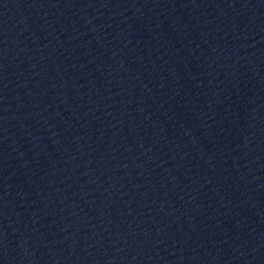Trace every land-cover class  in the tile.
Here are the masks:
<instances>
[{"label":"water","instance_id":"water-1","mask_svg":"<svg viewBox=\"0 0 264 264\" xmlns=\"http://www.w3.org/2000/svg\"><path fill=\"white\" fill-rule=\"evenodd\" d=\"M0 264H264V0H0Z\"/></svg>","mask_w":264,"mask_h":264}]
</instances>
